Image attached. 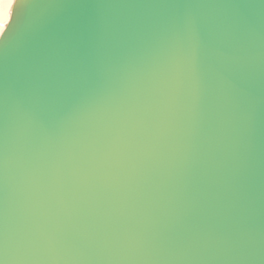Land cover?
I'll list each match as a JSON object with an SVG mask.
<instances>
[{
  "label": "water",
  "instance_id": "1",
  "mask_svg": "<svg viewBox=\"0 0 264 264\" xmlns=\"http://www.w3.org/2000/svg\"><path fill=\"white\" fill-rule=\"evenodd\" d=\"M6 43L5 264H264V0H34Z\"/></svg>",
  "mask_w": 264,
  "mask_h": 264
},
{
  "label": "snow or ice",
  "instance_id": "2",
  "mask_svg": "<svg viewBox=\"0 0 264 264\" xmlns=\"http://www.w3.org/2000/svg\"><path fill=\"white\" fill-rule=\"evenodd\" d=\"M57 0H49V3H56ZM34 0H12L10 8L6 14H0V52L7 48V43L10 38H14L18 33L27 9L31 7ZM0 264H5L3 259H0Z\"/></svg>",
  "mask_w": 264,
  "mask_h": 264
},
{
  "label": "clouds",
  "instance_id": "3",
  "mask_svg": "<svg viewBox=\"0 0 264 264\" xmlns=\"http://www.w3.org/2000/svg\"><path fill=\"white\" fill-rule=\"evenodd\" d=\"M11 0H0V14H6L10 8Z\"/></svg>",
  "mask_w": 264,
  "mask_h": 264
},
{
  "label": "bare ground",
  "instance_id": "4",
  "mask_svg": "<svg viewBox=\"0 0 264 264\" xmlns=\"http://www.w3.org/2000/svg\"><path fill=\"white\" fill-rule=\"evenodd\" d=\"M11 2H12V0H11Z\"/></svg>",
  "mask_w": 264,
  "mask_h": 264
}]
</instances>
